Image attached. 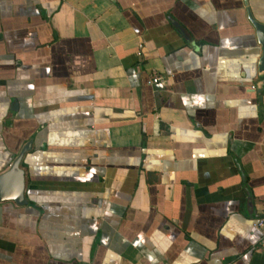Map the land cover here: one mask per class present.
I'll list each match as a JSON object with an SVG mask.
<instances>
[{"label":"crops","instance_id":"crops-1","mask_svg":"<svg viewBox=\"0 0 264 264\" xmlns=\"http://www.w3.org/2000/svg\"><path fill=\"white\" fill-rule=\"evenodd\" d=\"M260 55L244 0H0V264H264Z\"/></svg>","mask_w":264,"mask_h":264},{"label":"water","instance_id":"water-1","mask_svg":"<svg viewBox=\"0 0 264 264\" xmlns=\"http://www.w3.org/2000/svg\"><path fill=\"white\" fill-rule=\"evenodd\" d=\"M246 5L247 17L255 29V34L258 43L261 46V55L258 60V80L255 84V90L259 96L264 95V23L257 20L250 7L247 5V0H244ZM30 141L23 147L16 158L12 161L9 168L0 174V200L11 199L15 203L22 205L26 204L23 195L25 177L24 170L20 167V161L24 152L29 148Z\"/></svg>","mask_w":264,"mask_h":264},{"label":"built area","instance_id":"built-area-1","mask_svg":"<svg viewBox=\"0 0 264 264\" xmlns=\"http://www.w3.org/2000/svg\"><path fill=\"white\" fill-rule=\"evenodd\" d=\"M162 81V78L159 75H153L151 78H149L148 82L149 83H159ZM252 225L257 228L258 230L261 231V237L264 239V216H260L256 218L253 222Z\"/></svg>","mask_w":264,"mask_h":264}]
</instances>
